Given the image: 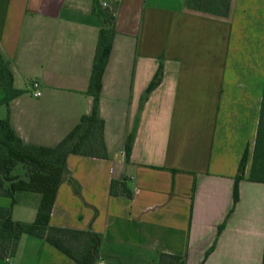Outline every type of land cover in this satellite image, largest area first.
I'll use <instances>...</instances> for the list:
<instances>
[{
    "label": "crops",
    "instance_id": "0c3cea01",
    "mask_svg": "<svg viewBox=\"0 0 264 264\" xmlns=\"http://www.w3.org/2000/svg\"><path fill=\"white\" fill-rule=\"evenodd\" d=\"M213 2L114 4L99 104L108 155L67 157L50 217L51 226L101 235L96 264H155L162 252L186 264H263L264 182L252 180L247 167L238 200L235 184L259 127L264 0ZM95 4L0 0V50L21 90L0 106V118L9 117L26 143L54 147L92 112L88 88L101 24ZM160 67L161 81L148 92ZM25 195H0V220L33 222L39 196ZM0 264L80 263L45 238L23 234Z\"/></svg>",
    "mask_w": 264,
    "mask_h": 264
},
{
    "label": "trees",
    "instance_id": "16d2710c",
    "mask_svg": "<svg viewBox=\"0 0 264 264\" xmlns=\"http://www.w3.org/2000/svg\"><path fill=\"white\" fill-rule=\"evenodd\" d=\"M116 5V4H115ZM114 8L102 7L96 0L95 10L100 17V33L88 93L93 96L91 113L84 114L78 124L54 147L26 143L13 128L10 118H0V195L14 201L24 199L25 194L39 196L37 216L33 222L6 218L0 220V257L13 256L23 234L45 238L80 264H96L101 235L92 230H76L50 225V217L59 185L68 172L67 157L81 154L107 157L105 120L99 115L103 74L111 54L116 33ZM162 67L148 87V92L158 85ZM21 94L14 85V73L10 62L0 50V106H9L13 98ZM132 135L126 142V154L131 152ZM253 157L259 161L264 175V93L259 127L253 148ZM249 149L242 158L235 184V200L239 197V182L244 178ZM264 182V176H251ZM118 181L113 180L111 192L116 193ZM124 184V183H123ZM129 193V192H128ZM155 264H186L184 256L162 252ZM264 264V257H263Z\"/></svg>",
    "mask_w": 264,
    "mask_h": 264
},
{
    "label": "rangeland",
    "instance_id": "374dc122",
    "mask_svg": "<svg viewBox=\"0 0 264 264\" xmlns=\"http://www.w3.org/2000/svg\"><path fill=\"white\" fill-rule=\"evenodd\" d=\"M97 1L100 4V6H102V7L114 8V4L116 3L117 0H114L113 2H111V4H110V0H97ZM214 1L215 2H213V4H217L216 0H214ZM104 2L106 3L105 5H104ZM215 10H219V8H217ZM0 115L4 116L5 114L3 113V111H2V113L0 111ZM253 148H254V146H253ZM253 148H252V151H251V154H250V158H249L250 162H248L249 164L247 163V167L249 168L248 171L250 172L251 176L252 175L253 176L256 175V176L261 177V176H264V175L262 174V171L260 169L261 167L259 165V161L257 162V160L253 157ZM247 167H246V171H247Z\"/></svg>",
    "mask_w": 264,
    "mask_h": 264
},
{
    "label": "built area",
    "instance_id": "2783aa9c",
    "mask_svg": "<svg viewBox=\"0 0 264 264\" xmlns=\"http://www.w3.org/2000/svg\"><path fill=\"white\" fill-rule=\"evenodd\" d=\"M106 3L104 2V5H105ZM32 90H33V94L35 95V96H39V95H41V90H40V84H39V82H37V81H34L33 83H32ZM7 258H9V256H7Z\"/></svg>",
    "mask_w": 264,
    "mask_h": 264
}]
</instances>
